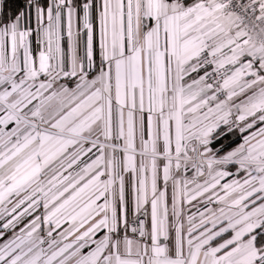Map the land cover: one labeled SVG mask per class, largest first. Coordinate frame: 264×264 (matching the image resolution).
<instances>
[{
	"label": "snow or ice",
	"instance_id": "1",
	"mask_svg": "<svg viewBox=\"0 0 264 264\" xmlns=\"http://www.w3.org/2000/svg\"><path fill=\"white\" fill-rule=\"evenodd\" d=\"M0 264H264V0H0Z\"/></svg>",
	"mask_w": 264,
	"mask_h": 264
}]
</instances>
